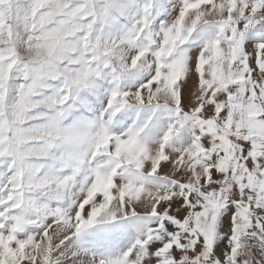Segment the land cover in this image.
I'll return each mask as SVG.
<instances>
[{
  "label": "snow or ice",
  "instance_id": "obj_1",
  "mask_svg": "<svg viewBox=\"0 0 264 264\" xmlns=\"http://www.w3.org/2000/svg\"><path fill=\"white\" fill-rule=\"evenodd\" d=\"M0 264H264V0H0Z\"/></svg>",
  "mask_w": 264,
  "mask_h": 264
}]
</instances>
